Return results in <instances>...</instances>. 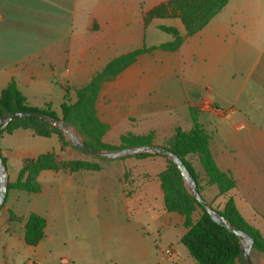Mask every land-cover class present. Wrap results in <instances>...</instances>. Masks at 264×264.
<instances>
[{
	"label": "crops",
	"instance_id": "0c3cea01",
	"mask_svg": "<svg viewBox=\"0 0 264 264\" xmlns=\"http://www.w3.org/2000/svg\"><path fill=\"white\" fill-rule=\"evenodd\" d=\"M162 1L165 0H0V91L13 80L36 107L49 102L55 110L54 105L58 103L60 107L65 93L74 100V89L85 85L111 58L143 44L160 43H146L145 29L154 18L144 25L142 15ZM160 20L155 21L156 27L164 24ZM174 26L183 32L182 25ZM95 107L98 117L109 126L103 141L117 143L119 135L127 131H152L153 142L159 145L176 127L185 131L192 127L189 107L194 108L197 121L209 136L208 146L216 165L229 170L235 180L226 196L219 195L217 190L210 193V199L218 198L215 203L223 206L226 197L233 196L240 213L262 232L259 226L264 225V0H228L200 30L185 36L177 49L155 48L139 54L114 78L103 82ZM145 113L159 115V121L140 131L141 116ZM147 118L150 119L149 115ZM124 121H130L133 129L121 132L119 126ZM2 134L0 155L8 174L12 150L1 143ZM8 134L26 140L27 144L21 147V160L52 151L36 152V143H32L36 140L32 135L36 134L28 129L17 128ZM128 158L133 162L122 163L126 172L118 178L122 183L118 196L126 200L129 212L143 202L157 199L160 209L151 218L157 219L160 227L179 228V242L185 232L183 218L163 207L164 194L157 177L164 168L162 157ZM196 163L202 185L204 171ZM20 166L21 162L18 170ZM131 169L142 170L141 181L134 185ZM43 171L37 192L44 187ZM52 171L58 176L62 170ZM63 172L70 179L80 171ZM212 186L215 185L203 186L201 195ZM143 211L147 210H136L138 214ZM16 216L21 220L18 228L23 239L25 218ZM196 218L193 215V220ZM6 219L5 216L3 221ZM6 231L16 230L6 227ZM171 247L170 264H196L189 253L190 258H184L177 245ZM260 263L264 264V257Z\"/></svg>",
	"mask_w": 264,
	"mask_h": 264
},
{
	"label": "trees",
	"instance_id": "16d2710c",
	"mask_svg": "<svg viewBox=\"0 0 264 264\" xmlns=\"http://www.w3.org/2000/svg\"><path fill=\"white\" fill-rule=\"evenodd\" d=\"M227 1L165 0L156 4L143 13V24L146 25L152 18H178L183 27V32H180L174 25L158 24L157 28L171 35L170 40L151 46L143 44L141 47L111 58L101 70L91 76L85 85L74 89V100L68 98L65 93L58 113L49 102L41 107L31 105L16 83L11 80L0 91V115L6 111L37 110L60 117L74 125L85 142L97 149L154 144L152 131L145 134H134L127 131L119 135L117 143L112 144L103 141V135L109 126L98 117L95 107L101 85L104 81L114 78L143 52L155 48L167 51L177 49L184 40L183 34L190 36L200 30L221 10ZM189 108L192 127L187 131L176 127L171 136L161 145L180 157L195 179L200 193L203 186L215 185L218 194L226 196L235 186V180L229 170H221L216 165L208 146L209 136L197 121L196 114L193 111L194 108ZM17 128L28 129L39 136H56L61 150L67 146L75 148L65 140L58 127L34 117L13 118L5 124L0 132L11 133ZM155 156L162 157L166 161V165L157 175L164 194V210L176 212L182 216L185 232L180 237L179 242L185 246L196 264H242L239 259V244L236 235L210 218L198 201L187 192L182 177L171 160L164 155L150 152L124 156L118 159ZM192 158L196 159V162L200 164L204 171L205 180L202 185L199 181V171L196 169ZM100 168L101 164L97 161L80 157L60 159L54 151H46L36 157L23 158L17 176L14 181L8 182L7 190L14 188L27 192L39 191V174L46 169L76 172L83 170L97 171ZM208 204L247 232L253 238L252 249L264 254V234L240 213L233 196H227L220 209L213 206L210 202ZM197 208L200 212L197 218L193 220V215ZM8 212L9 221L13 218H20L11 209ZM45 225L46 220L42 215L36 212L29 213L24 222V243L31 246L36 245L44 235Z\"/></svg>",
	"mask_w": 264,
	"mask_h": 264
},
{
	"label": "rangeland",
	"instance_id": "374dc122",
	"mask_svg": "<svg viewBox=\"0 0 264 264\" xmlns=\"http://www.w3.org/2000/svg\"><path fill=\"white\" fill-rule=\"evenodd\" d=\"M156 20L160 19L154 18L146 26V43L163 42L171 37L155 26ZM160 21L181 26L176 18ZM54 106L58 112V103ZM148 115L150 119L147 118ZM158 116L152 113L143 114L138 130L145 131L156 126ZM183 125L185 126V123ZM133 127L130 121H124L121 122L119 130L122 132ZM32 137L36 139L32 141L36 143V152L52 150L58 153L60 159L80 157L97 161L102 165V169L76 172L70 179L63 171H59V175L55 176L54 171L45 170L41 173L44 186L42 192L8 189L5 202L0 208V264H170L172 257L163 253L162 249L172 245L178 246L181 256L190 258L185 246L176 239L179 228L160 227L157 225V219L151 218L152 214H156L160 209L157 199H150L149 203L143 202L136 210L147 211L138 214L136 210L129 212L130 207L127 206L126 200L118 196L122 185L118 178L126 172L122 163H132L131 158H94L69 146L59 150L58 141L54 136ZM1 143L12 150L7 167L8 179L12 181L22 161L21 147L27 142L19 136L3 132ZM161 159L165 166V159ZM192 161L199 171L196 159L192 158ZM130 172L135 179L133 185L141 181L142 170L131 169ZM49 181H53L51 186ZM209 189L203 191L202 196L220 209L222 206L215 203L218 198L210 199L211 192L217 193L216 187ZM5 206L24 218L32 211H38L46 218L44 236L40 242L34 246L24 243L22 232L18 228L21 220L13 218L9 221V212ZM199 212L197 208L194 215L198 216ZM5 216L7 219L4 222ZM263 226H259L262 232ZM6 227L16 231L9 233ZM263 257L256 250H251L252 264H261ZM185 264L189 262L185 261Z\"/></svg>",
	"mask_w": 264,
	"mask_h": 264
},
{
	"label": "water",
	"instance_id": "95a60500",
	"mask_svg": "<svg viewBox=\"0 0 264 264\" xmlns=\"http://www.w3.org/2000/svg\"><path fill=\"white\" fill-rule=\"evenodd\" d=\"M182 37L184 38L185 35L183 34ZM16 117H34L58 127L64 135L65 140L68 141L73 147L96 158L117 159L124 156H131L147 152L164 155L174 163L182 177L187 192L198 201V203L204 208L210 218L236 235L239 244V259L241 263L252 264L250 259V251L253 245V238L243 229L239 228L237 225L231 222L222 213L208 204V202L199 192L195 179L189 172L186 165L176 153L169 150L165 146L159 144H140L114 149H97L87 144L83 137L79 134L77 129L71 123L63 120L60 117L45 114L37 110H16L6 111L2 113L0 115V131L7 122ZM7 185V169L0 155V208L2 207L5 199Z\"/></svg>",
	"mask_w": 264,
	"mask_h": 264
},
{
	"label": "built area",
	"instance_id": "2783aa9c",
	"mask_svg": "<svg viewBox=\"0 0 264 264\" xmlns=\"http://www.w3.org/2000/svg\"><path fill=\"white\" fill-rule=\"evenodd\" d=\"M202 105H204V104H202ZM162 251H163V253H165V254H167V255H169V256H171L172 253H173V250H172V247H171V246H166V247H164V248L162 249Z\"/></svg>",
	"mask_w": 264,
	"mask_h": 264
}]
</instances>
